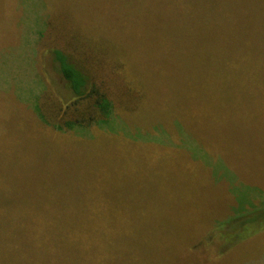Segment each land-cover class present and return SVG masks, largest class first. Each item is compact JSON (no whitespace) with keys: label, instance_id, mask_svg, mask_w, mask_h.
<instances>
[{"label":"trees","instance_id":"1","mask_svg":"<svg viewBox=\"0 0 264 264\" xmlns=\"http://www.w3.org/2000/svg\"><path fill=\"white\" fill-rule=\"evenodd\" d=\"M11 1L12 15L32 20L23 0ZM118 2L113 0L112 7L111 0H65L63 5L43 4L35 12L34 69L42 88L21 103L34 114L29 116L35 121L28 123L30 128L54 142L106 138L120 147L129 144L133 151L172 153V160L187 173L216 187L225 215L213 216L212 225L197 236L169 233L171 245L130 246L125 241L133 231L119 227L142 228L147 214L125 210L101 216L95 211L103 206L100 201L74 196L61 202L57 181L50 176L38 179L35 167L23 162L15 168L3 165L2 174L14 168L18 177L0 181V264H264V206H244L253 194L248 187L264 190V176L243 175L238 163L234 169L226 163L227 172H221L203 149L208 133L201 127L200 136L193 137L186 120L150 126L138 122L136 114L157 93L138 79L133 57L138 35L156 38L163 46L155 62L147 59L148 73L153 76L160 66L158 71L166 76L180 62L169 54L177 47H192L195 55L189 65L209 73L220 96L210 99L216 105L205 115H264V0ZM21 88L33 93L31 87ZM233 101L252 106L236 112L219 107ZM34 152L39 159L45 150ZM19 156L24 157L22 152ZM22 175L33 178L27 184ZM234 188L240 191V208ZM255 248L256 253L248 252Z\"/></svg>","mask_w":264,"mask_h":264},{"label":"rangeland","instance_id":"2","mask_svg":"<svg viewBox=\"0 0 264 264\" xmlns=\"http://www.w3.org/2000/svg\"><path fill=\"white\" fill-rule=\"evenodd\" d=\"M123 1L126 3L128 0H119L118 3ZM111 2L113 7V0ZM11 3V0H0V181L2 178L15 181L18 172L14 168L18 162H23L38 170V179L50 180V176L57 181V199L61 202L68 203L74 196H84L103 203L102 207L95 209L101 212V216L125 210L147 214L148 217L142 219V228L130 225L119 227L133 231L134 234L129 235L125 241L130 246L148 242L171 245L169 233L197 236L212 225L215 220L213 216L223 217L225 214H221L222 206L216 187L187 173L179 163L172 160V153H152L143 148L133 151L128 148L129 144L120 147L115 143L116 140L107 141L106 138L103 139L105 141L98 138L92 143L77 140L70 143L54 142L30 128L28 123L35 121L29 116L34 114H28L21 103L29 100V94H38L42 88L34 69L37 66L34 31L35 24H38L35 12L43 4L63 5L65 0H23L26 3V16L32 20L27 17L17 19L16 15H12L8 10ZM186 37L191 42V37ZM136 41L139 48L133 57L137 60L134 65L138 79L152 85L151 92L157 93L145 110L136 114L139 115L138 122L150 126L165 123L173 125L176 121L186 120L189 126L186 125V131L189 134L191 132L193 137L200 136L201 127L208 133L207 145L204 148L196 146V149L203 148L207 158L221 172H227L224 169L226 163L233 169L234 164L238 163L237 170L243 172V175L264 176V115H255L250 111L248 113L251 115H205L209 108L216 105L210 99L220 96L213 86L215 83L212 76L189 65L188 60L195 55L193 48L181 50L177 47L169 55L178 58L180 62L166 71V76L158 71L160 66L152 76L148 73L151 64L147 59L155 62L163 45L158 46L156 38L149 39L143 34L138 35ZM159 64L162 66L161 60ZM21 87H31L33 93L25 89L21 91ZM205 99L210 102H204ZM251 106V103L240 106L234 101L228 105H219L221 110L228 109L230 112L242 111L243 107ZM253 107L258 109L259 105L253 104ZM191 115L197 119L192 120ZM38 148L45 150V153L42 158L36 159L34 151ZM19 152L23 153V158H20ZM3 165L14 168L2 174ZM229 174L233 178L231 171ZM22 177L27 184L33 178L25 175ZM9 186L14 190L12 184L9 183ZM248 188L253 194L247 198L248 202L244 206H264V190L256 185ZM233 191L239 202L236 192L240 191L236 188ZM237 204V208L243 205L240 202ZM181 212L183 214L179 216ZM256 251V248L254 251L248 250L253 254Z\"/></svg>","mask_w":264,"mask_h":264}]
</instances>
